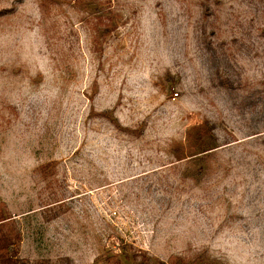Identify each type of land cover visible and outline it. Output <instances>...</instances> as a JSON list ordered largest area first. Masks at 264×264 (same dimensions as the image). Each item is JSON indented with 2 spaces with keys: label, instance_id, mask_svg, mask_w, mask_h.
Instances as JSON below:
<instances>
[{
  "label": "rangeland",
  "instance_id": "rangeland-1",
  "mask_svg": "<svg viewBox=\"0 0 264 264\" xmlns=\"http://www.w3.org/2000/svg\"><path fill=\"white\" fill-rule=\"evenodd\" d=\"M0 209L34 264H264V0H0Z\"/></svg>",
  "mask_w": 264,
  "mask_h": 264
},
{
  "label": "trees",
  "instance_id": "trees-1",
  "mask_svg": "<svg viewBox=\"0 0 264 264\" xmlns=\"http://www.w3.org/2000/svg\"><path fill=\"white\" fill-rule=\"evenodd\" d=\"M207 133L208 131L203 129L201 135L204 136ZM217 146L208 143L204 147H201L198 153L190 154L193 156L192 163L195 167H198L199 172L206 169V166H208L207 160L215 154L211 152ZM21 235V231L15 225L12 216L7 215L0 209V264H34L19 257V249L22 241ZM125 258L129 259L130 256L126 255Z\"/></svg>",
  "mask_w": 264,
  "mask_h": 264
}]
</instances>
